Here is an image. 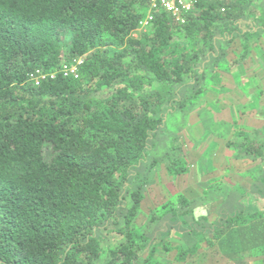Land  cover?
Returning a JSON list of instances; mask_svg holds the SVG:
<instances>
[{
  "label": "trees",
  "instance_id": "trees-1",
  "mask_svg": "<svg viewBox=\"0 0 264 264\" xmlns=\"http://www.w3.org/2000/svg\"><path fill=\"white\" fill-rule=\"evenodd\" d=\"M250 5L197 0L184 24L159 9L134 37L150 0H0V264H96L110 226L122 241L105 264H170L172 230L158 240L137 225L160 211L148 221L175 223L178 241L193 244L185 258L209 250L242 264L250 251L264 254L262 209L244 203L206 237L182 220L193 215L190 202L167 187L187 170L180 156L170 159L166 189L156 174L148 180L168 116L218 84L211 67L220 77L231 55L264 53V13ZM78 59V79L29 81ZM241 150L264 157L254 141ZM150 188L164 194L152 204Z\"/></svg>",
  "mask_w": 264,
  "mask_h": 264
},
{
  "label": "crops",
  "instance_id": "crops-1",
  "mask_svg": "<svg viewBox=\"0 0 264 264\" xmlns=\"http://www.w3.org/2000/svg\"><path fill=\"white\" fill-rule=\"evenodd\" d=\"M241 56L223 60L219 65L222 69L220 77L216 76L212 67L210 70L214 79L219 80L217 85L210 86V90L215 88L216 91L209 90L205 102L209 99L213 102L212 106L218 102L219 108L225 107L211 110L210 102L208 109L191 110L192 122L185 125L191 134L190 140L183 136L182 130L178 131L179 137L183 138L178 157L187 170L178 177V192L175 193L188 198L190 210L196 218L212 216L214 225L229 215L239 214L244 209V203L251 205L252 210H264V157L241 153L250 141H254L257 147L264 146V78L256 76L258 72L253 70L258 69L261 62L264 64V58L261 53L257 60L258 55L254 52ZM247 74L253 78L251 81L255 85L245 81ZM252 86L255 90L249 91ZM180 114L183 116L185 113ZM208 116L209 123L201 122L203 117ZM207 132L212 135L210 139L207 135L203 140L202 136ZM198 209L205 214L197 215ZM188 243V240L178 241V247L184 246L186 250ZM206 254L208 258H219L222 264H231L225 257H215L209 250ZM242 259V264H264V254L258 251H250Z\"/></svg>",
  "mask_w": 264,
  "mask_h": 264
},
{
  "label": "rangeland",
  "instance_id": "rangeland-1",
  "mask_svg": "<svg viewBox=\"0 0 264 264\" xmlns=\"http://www.w3.org/2000/svg\"><path fill=\"white\" fill-rule=\"evenodd\" d=\"M250 1H251L250 9H252L253 11H256V12H258V14L262 15L264 13V0H250ZM262 22H264V20ZM142 33H144V31L135 32L133 36L139 37L140 34H142ZM244 41H245L244 39L239 40L240 43H243ZM262 45H264V42H262ZM225 49H229L231 51L229 46H226ZM247 50L249 52H252L251 49L249 50V48ZM241 55L242 54L235 55V56L237 57V56H241ZM232 56L233 55H231L230 57L232 58ZM262 57L264 58V53H263ZM256 58L258 60L259 57L257 56ZM263 58L261 60H263ZM239 59H240V57H239ZM208 60L213 61L212 58H209ZM228 60H229V58H228ZM258 62L260 63L261 61H258ZM261 63L262 64H261V66H259L258 69H253V70L256 73L258 72V75H256V76H260V77L264 78V64H263V62H261ZM257 67H258V65L255 66V68H257ZM225 72L227 74L229 73L228 70H226ZM216 76H218V75H216ZM243 77L244 76H242V79H243ZM237 79H239V77ZM251 79L253 80V78H251L250 75L247 74L245 81H249L255 85L256 83L251 81ZM210 86L212 87V85H210ZM210 86H209V89L205 92V95H207V93L210 94V91H216L215 88H213V90L211 88V90H210ZM251 90L254 91L255 87L252 86L251 88H249V91H251ZM221 97H222V95H221ZM210 102H212V101L209 99H208L207 103L205 102V99H204V102L198 101L197 104L193 108H189V110L184 114L185 116L184 115L182 116L180 114V112H176V113L170 114L168 116V118L166 119L167 130L165 131V133L163 134L162 137H160L159 139L156 140V142L154 143L155 148H153L149 152V161L151 162L153 159H156L157 163L155 164V167L151 170V173H149L150 175H149L148 180H152L155 174H156L155 179H157V177L159 176L157 183H158V185H160L161 189H166V187H164V186H166V184H168V175L167 174L165 175V173L167 172L166 171L167 167L171 166L170 159L171 158H173V159L178 158V154H179L178 151L181 149L180 146H182V143H183V138L179 137L180 132H178V131L182 130V132L184 133L183 136L186 135V137L190 140L191 134L185 128V125H188L189 123L192 122L191 115H190L191 110L208 109ZM212 104H213V102L210 104V106H212ZM224 107L225 106H222L221 108H219L218 102H217L211 107V110H217V109L222 110ZM201 122L209 123V116L203 117ZM207 135L209 137H207ZM211 135L212 134L210 132L204 133L202 136V139L205 140L206 137L210 139ZM203 142H205V141H203ZM142 171H143V169H142ZM174 180H175V182L173 184H175V188L167 186V187H169L168 189H172L173 193L178 192V182H176L178 179H174ZM152 192H154V189L150 188L148 200H150L151 203L147 202L148 204H152L153 201H156L158 199V197H162L160 195L153 194ZM163 213H164L163 211H160L158 213L156 212V213H154L152 215H148V216L142 213L141 215H139V218L137 220V225L139 227L138 230L140 232H143V234L152 235L153 233L157 232L155 235L157 236L158 240L166 237L167 233L172 230L171 235H172L173 239L171 238V240L174 241L173 244L176 245L177 248H175L173 251H171L170 255L167 257L169 262H171L170 264H178L180 262L182 264H222L221 261L219 262V258H208L207 254H206V256L202 257V255L200 254L201 252H199V254L197 253L195 256H193L191 258L190 257L185 258V256H184L185 254L182 253V251H183L182 248L184 249L185 247L184 246L178 247V239H180V238H178V236H177L178 232H176V229H177L176 226L177 225L175 223H172L168 217L164 218V219H159V220L154 221V222H149L151 217L157 216V219H158V217L161 216ZM211 217L208 218V217L203 216V217L196 218L194 216V213H193V215L188 214L187 216L182 218V220L185 221L186 223L190 224V225H193L195 222L197 224L199 223L198 225L195 224L194 226L197 229L204 232V236H203V234L202 235L200 234V236L206 237V236L210 235L209 229H210L211 225L214 224V221L212 220ZM203 218H207L205 220H207L208 222L207 221H206L207 223L204 222ZM182 229L185 230V227ZM102 238H104V242L102 244L103 249H104V253L102 254L100 260L96 264H105V260L107 258L108 251L115 248L122 241V236L116 232V230L113 226L108 227V229H106L102 232ZM184 240H188V239H184ZM193 242H195V241H193ZM192 245L193 244H189V246H188L189 249L192 247ZM202 246H204V245H202ZM214 256L216 257L217 255L214 254ZM214 256H210V257H214ZM162 264H169V263H168V261L166 263V260L164 259V261H162Z\"/></svg>",
  "mask_w": 264,
  "mask_h": 264
},
{
  "label": "built area",
  "instance_id": "built-area-1",
  "mask_svg": "<svg viewBox=\"0 0 264 264\" xmlns=\"http://www.w3.org/2000/svg\"><path fill=\"white\" fill-rule=\"evenodd\" d=\"M196 1L197 0H150L149 13L140 22V28L135 32L144 31L145 33L150 23L154 20L153 11L159 9L169 13L177 23L184 24L187 20L186 16L194 12ZM82 63L83 59L74 60L72 63L63 64L58 72H52L49 74H43L40 71H37L29 76V81L34 83L35 86H39L48 78H55L59 73L65 78L78 79L80 75L79 67Z\"/></svg>",
  "mask_w": 264,
  "mask_h": 264
},
{
  "label": "clouds",
  "instance_id": "clouds-1",
  "mask_svg": "<svg viewBox=\"0 0 264 264\" xmlns=\"http://www.w3.org/2000/svg\"><path fill=\"white\" fill-rule=\"evenodd\" d=\"M203 214H205L204 212H203V210H197V215H203Z\"/></svg>",
  "mask_w": 264,
  "mask_h": 264
}]
</instances>
